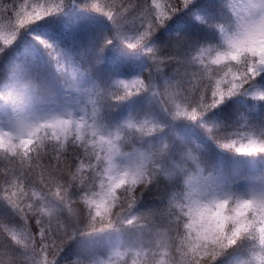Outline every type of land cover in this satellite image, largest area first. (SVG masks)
Returning <instances> with one entry per match:
<instances>
[{"label": "snow or ice", "instance_id": "1", "mask_svg": "<svg viewBox=\"0 0 264 264\" xmlns=\"http://www.w3.org/2000/svg\"><path fill=\"white\" fill-rule=\"evenodd\" d=\"M70 5L0 0V264H264V169L229 170L177 131L264 159V107L220 109L264 105V0H87L112 26L93 60L41 36L8 58ZM125 230L136 237L91 240Z\"/></svg>", "mask_w": 264, "mask_h": 264}, {"label": "trees", "instance_id": "2", "mask_svg": "<svg viewBox=\"0 0 264 264\" xmlns=\"http://www.w3.org/2000/svg\"><path fill=\"white\" fill-rule=\"evenodd\" d=\"M77 2L79 7L76 5H70L63 9V11H81L80 14H73L67 18H59L58 15L63 13V11H61L60 13L44 18L39 22V26H33L30 28L28 33L19 37L9 49H6L8 52V58L11 59L19 55L21 51L25 50L28 42L36 44L37 41L35 40V37L41 36L57 39L74 59L93 60L97 56L104 36L111 34L112 26L106 17L84 6L87 3V0H77ZM160 2L163 4L164 0H160ZM125 27H127V25ZM166 35L167 33L162 28L160 32L156 34V37L159 40L165 38ZM122 47L123 46L120 45L119 41H114L112 45L105 48L101 54L100 60L97 61L96 70L103 73L105 69L117 60L118 53ZM0 59L4 60L3 54H0ZM44 59H46V55ZM171 67L172 66L165 71L170 72ZM141 68L142 65L137 63L132 74L140 71ZM136 103H139V101L131 102V106H134ZM129 106L130 105H126L124 110H128ZM254 107L259 110L264 107V105H253L249 98L239 97L230 99L225 105H221L220 109L230 112L236 108L245 111ZM177 131H180L191 137L193 140L202 143L206 158L210 160L219 159L223 161L227 168H239L245 163L257 167L258 170L264 168V159L259 157H245L239 154L222 152L214 142L207 140L203 136L202 131L194 123L179 122L177 124ZM150 203L151 201L146 199L145 204H142V207ZM136 235L137 233L135 230H125L122 233H104L92 237L91 240L97 246H102L106 242L114 240L117 236H120L122 239H134Z\"/></svg>", "mask_w": 264, "mask_h": 264}, {"label": "clouds", "instance_id": "3", "mask_svg": "<svg viewBox=\"0 0 264 264\" xmlns=\"http://www.w3.org/2000/svg\"><path fill=\"white\" fill-rule=\"evenodd\" d=\"M7 63L8 62L6 60L0 59V83H6L8 80L9 73H8V70L6 67ZM33 84L35 85V87L37 88L38 91H40L41 93L43 92V90L40 88V84L38 81H33ZM23 102L25 104L28 103V97L27 96H25L23 98ZM2 103L3 102L0 101V105H2ZM262 169H264V168H262ZM181 183H183V181ZM118 240H122V238L120 236H117L114 240H111V241L115 243ZM235 260H236V258H232L231 264H235ZM145 264H166V262L163 260V257H159V258L154 257V258L148 259L145 262ZM181 264H188V262L183 261V262H181Z\"/></svg>", "mask_w": 264, "mask_h": 264}, {"label": "rangeland", "instance_id": "4", "mask_svg": "<svg viewBox=\"0 0 264 264\" xmlns=\"http://www.w3.org/2000/svg\"><path fill=\"white\" fill-rule=\"evenodd\" d=\"M76 12H78V13H76ZM80 13H81V11L67 10V11H63V13L59 14L58 17L59 18H67V17H70L73 14L76 15V14H80ZM228 169L229 170H241V171H247L249 169H256V170H258L257 167L251 166L250 164H246V163L244 165H242L241 167H239V168L229 167Z\"/></svg>", "mask_w": 264, "mask_h": 264}]
</instances>
